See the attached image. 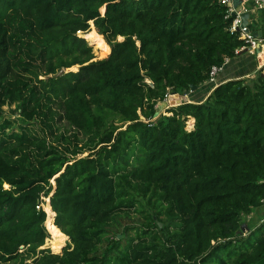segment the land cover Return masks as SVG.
<instances>
[{
    "label": "trees",
    "instance_id": "trees-1",
    "mask_svg": "<svg viewBox=\"0 0 264 264\" xmlns=\"http://www.w3.org/2000/svg\"><path fill=\"white\" fill-rule=\"evenodd\" d=\"M225 11L220 0H0V118L18 103L42 132L0 123V264H264V219L237 234L264 199V68L207 83L244 55ZM89 24L106 58L78 36ZM191 86L190 102L157 114ZM134 210L150 211L135 237L108 238ZM45 221L52 251L69 240L60 254L41 249Z\"/></svg>",
    "mask_w": 264,
    "mask_h": 264
},
{
    "label": "rangeland",
    "instance_id": "rangeland-1",
    "mask_svg": "<svg viewBox=\"0 0 264 264\" xmlns=\"http://www.w3.org/2000/svg\"><path fill=\"white\" fill-rule=\"evenodd\" d=\"M246 4L248 6L250 5L249 3H246ZM250 8H251V6H250ZM102 12H103V8L101 10V13ZM257 15L255 14V12H253V13L250 14V18L249 19L252 22V25H257L258 26V25L261 24V26H262V23H264V15L261 12H258ZM255 18H259V20L255 21ZM91 30H94L96 32L93 24H89V31L87 33L78 32V36L84 37L86 39V41H88V43L91 45L92 52H93L95 60H100V59L106 58L109 55V53H110L109 45L105 42V40L102 37L103 42L108 46V51L104 54L102 52V49L98 46L97 41L95 40V38L89 37V32ZM252 59L253 60L255 59V55L254 54L252 56ZM77 68H78L77 66H74V67H71L70 70L71 71H76ZM40 78H43V77H40ZM206 84H203V86L200 89V92L204 91L203 89L205 88ZM187 96H186L185 100H189L187 98ZM168 106H169L168 102L163 101V102L159 103L157 105L158 113L159 114H163V115H170V113H166L165 112L167 110ZM1 110H2V113H1L0 123L4 119H8V120L11 121V127L6 130L7 134H10L12 132L21 133L22 132V127H23V129L26 131V133L29 136H36L37 137V136H41L42 135L41 125H40L38 120L33 119V120L28 121V122H25L24 120H22V118L19 115L18 103H13V104L5 103L4 105L1 106ZM52 111H55L57 113L61 112L60 108H58L55 105H52ZM57 119L58 118L56 117V122H57V124L55 125V128H56L55 133H56V135L60 136L62 134L63 136L69 137L70 139H72L73 138L72 137L73 136V134H72L73 131L68 128L66 122L57 121ZM192 123H193V120H191V119H189L186 122V129L187 130L191 129ZM78 139H79V142L77 143L78 146H79L78 150H80L81 153L77 154L75 157H84V156H86L89 153L87 147L85 146V144L87 142V139L83 138V136H81V135H79ZM64 145H66V144H64ZM73 145H74V143L69 144L67 146L69 147L70 150H72L73 149ZM51 183L53 184V181ZM43 202L44 203L41 204V206L43 207L44 211L46 212V207H49V209L51 211V208L49 206V199L48 198H43ZM263 212H264V205H262L260 208L257 209V216H258L257 218H251V219L248 220L247 216H243L241 218V220L244 221L245 223H247L249 228L256 227V225L258 224L259 218H261L262 215H263L262 214ZM148 213H150V211L139 213L136 210H134V211H129V213L120 215L118 221L116 223H114L113 225H111L110 233H109L108 238L112 237V235H114L116 233H120L122 231L123 227H125L127 229L126 233H125V241H127V240H129L131 238H134L136 233H137V231H138V229L141 228V225L146 223V220H147L146 216H147ZM46 215H47V217H46V221H47V219L49 218V214L46 212ZM161 218H162L163 222L166 223L165 217L162 216ZM46 221L44 223V226H45V229L47 231L48 237L46 238L45 243L41 247V249H48L52 253L57 252V253H54V254H60L62 249L65 247V245L68 244L69 240H68L67 237H65V240L62 243L63 245H62L61 249H59L58 251H52V249H51V241H52L51 240V234L49 233V231L47 229ZM51 222L54 225V214H53V216L51 218ZM246 233H248V232H246ZM246 233H245V235H246ZM118 238H121L120 234H118ZM103 247H104V244L101 245V248H103Z\"/></svg>",
    "mask_w": 264,
    "mask_h": 264
},
{
    "label": "built area",
    "instance_id": "built-area-1",
    "mask_svg": "<svg viewBox=\"0 0 264 264\" xmlns=\"http://www.w3.org/2000/svg\"><path fill=\"white\" fill-rule=\"evenodd\" d=\"M220 3L226 8L224 19L231 18V24L229 30L231 32H237L239 34V38L244 40L246 43V46L241 47V49L249 48L252 52L255 53L256 58L259 60L261 54H264V35L260 34L259 36H256L253 33L256 31H260L262 26H264V23H262V26L261 24L258 26L252 25V22L250 21V19H248L247 26L242 28L240 12L237 11V7L241 6L242 11L249 12V18H250V14L253 12H255L256 15L258 14V12L261 13L264 12V0H241L240 4L235 3V0H220ZM246 3H249L251 6L249 10H245V8L243 7L244 4ZM256 20H259V18H255V21ZM227 62L228 59H225L222 65L213 66L210 69L207 83H212L214 85L216 84V77L223 70ZM258 67L259 69L264 68V60L262 62H260L259 60ZM262 73H264V70L262 71ZM170 95L171 93L165 96L164 99L165 102H168ZM261 204L264 205V199L261 201ZM39 208L40 206H36V209Z\"/></svg>",
    "mask_w": 264,
    "mask_h": 264
},
{
    "label": "crops",
    "instance_id": "crops-1",
    "mask_svg": "<svg viewBox=\"0 0 264 264\" xmlns=\"http://www.w3.org/2000/svg\"><path fill=\"white\" fill-rule=\"evenodd\" d=\"M243 7L245 8V10L250 9V5L248 6L247 4H244ZM253 34L256 36H259L260 34L264 35V26H262L260 31H256ZM253 54L255 55V53L250 50L247 53H244V55L239 56L238 58L228 60L227 64L224 66L223 70L217 75L215 86L219 82L224 81V80H230L233 78L238 79V78L242 77V75L251 76L248 74V72H251V71L255 72L256 70L259 69V67H258L259 66V60L256 58V55H255V59L253 60L252 59ZM251 74H253V73H251ZM208 94L209 93H207L205 95V97ZM195 95L198 96V98H200V96H202L201 92H197L196 94H194V96ZM187 98L189 99V95L187 96ZM187 102H190V101L187 100ZM257 209L253 210L252 213L247 216L248 220L251 218H257L258 217L257 216ZM262 214H263L262 217L259 218V220H258V224H260L262 222V220L264 219V212ZM258 224L256 225V227L258 226ZM248 228H249V226H248ZM253 228H255V227H253Z\"/></svg>",
    "mask_w": 264,
    "mask_h": 264
},
{
    "label": "water",
    "instance_id": "water-1",
    "mask_svg": "<svg viewBox=\"0 0 264 264\" xmlns=\"http://www.w3.org/2000/svg\"><path fill=\"white\" fill-rule=\"evenodd\" d=\"M235 3L237 4H240L241 3V0H235ZM237 11L240 12V19H241V27H245L247 26L248 24V19H249V12L247 11H242V8L241 6H238L237 7ZM104 12V11H103ZM248 51H250L249 48H243L241 50H239L237 52L238 55L242 54V53H247ZM93 61H95V59H93ZM78 67V66H77ZM77 70V69H76ZM67 71H71L70 69H67ZM262 77H264V73L261 74ZM196 89L195 86H191L190 87V91L186 92L184 95H179V94H175V93H172L169 97V100H168V103H169V106L167 108H172V107H176L178 105H180L183 101H187L185 100L186 99V96L193 92L194 90ZM159 114V113H157ZM159 227L162 226L161 223H158ZM246 232H248V227L246 224H243L239 231L237 232L238 235H244Z\"/></svg>",
    "mask_w": 264,
    "mask_h": 264
},
{
    "label": "bare ground",
    "instance_id": "bare-ground-1",
    "mask_svg": "<svg viewBox=\"0 0 264 264\" xmlns=\"http://www.w3.org/2000/svg\"><path fill=\"white\" fill-rule=\"evenodd\" d=\"M261 55H263V59H264V54H261Z\"/></svg>",
    "mask_w": 264,
    "mask_h": 264
}]
</instances>
